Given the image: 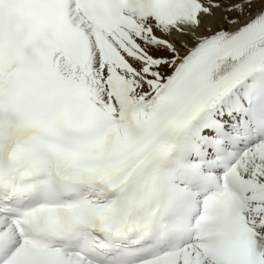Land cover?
I'll list each match as a JSON object with an SVG mask.
<instances>
[{"label": "snow or ice", "instance_id": "1", "mask_svg": "<svg viewBox=\"0 0 264 264\" xmlns=\"http://www.w3.org/2000/svg\"><path fill=\"white\" fill-rule=\"evenodd\" d=\"M0 264H264V0H0Z\"/></svg>", "mask_w": 264, "mask_h": 264}]
</instances>
